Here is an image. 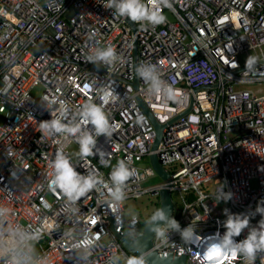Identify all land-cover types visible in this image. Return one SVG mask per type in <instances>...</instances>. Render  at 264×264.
Wrapping results in <instances>:
<instances>
[{
    "label": "built area",
    "instance_id": "1",
    "mask_svg": "<svg viewBox=\"0 0 264 264\" xmlns=\"http://www.w3.org/2000/svg\"><path fill=\"white\" fill-rule=\"evenodd\" d=\"M106 4L0 0V264H126L145 256L118 238L134 240L148 221L126 219L123 201L158 198L163 187L180 205L171 199L172 213L157 228L163 235L156 229L148 251L183 255L184 264H264V249L251 261L212 251L229 217L248 220L229 248L264 231V93L236 87L264 82V0H168L155 5L165 17L156 25L129 23ZM107 47L115 55L106 61L99 53ZM38 84L34 96L29 89ZM138 96L163 123L154 150ZM91 105L105 113L103 134L85 115ZM53 120L66 130H41ZM85 135L95 141L87 156ZM58 154L93 187L83 195L57 187ZM151 154L168 179L144 185L156 173ZM120 162L131 173L123 184L111 179ZM215 177L222 190L211 192Z\"/></svg>",
    "mask_w": 264,
    "mask_h": 264
},
{
    "label": "clouds",
    "instance_id": "2",
    "mask_svg": "<svg viewBox=\"0 0 264 264\" xmlns=\"http://www.w3.org/2000/svg\"><path fill=\"white\" fill-rule=\"evenodd\" d=\"M152 4L154 7L149 10V6L141 3L140 0H107L106 7L111 8L115 5L117 14L120 16H127L133 22H139L141 20H147L150 24L156 25L163 23L165 17L161 14L158 7L155 5L163 4L165 6L168 5V0H152ZM115 55V50L112 47H107L105 50L99 53V58L104 60H109ZM147 75V74H145ZM111 98V93H106L102 97V102L107 103ZM87 117H90L91 123L96 127L97 135L103 134L107 127V120L101 107L91 105L89 106V110L85 113ZM53 129L57 132L64 131L65 126L61 125L59 120H53L49 122L41 123V130L46 131L48 129ZM69 131L75 132L77 129H68ZM94 138L90 135H85V137L80 141L81 145V154L84 156L91 154V149L89 145L94 144ZM55 170L56 177L54 183L57 187L66 191V193L71 194L72 192H76L77 195H83L86 191L93 187V180L91 178H87L84 180L83 184L80 183L79 179H77L76 173L70 167L67 159L62 157L61 155H57V159L55 162ZM131 173L126 168V166L120 162L118 163L117 168L111 173V179L117 184H123L124 181L128 180ZM120 189H116V195L119 193ZM116 198L119 199L120 196L116 195ZM227 199V197H225ZM153 220L156 219H164L162 211L157 212L152 217ZM248 224L247 218L244 220H237L234 222L231 217L228 218L226 222V228L228 229L224 242L222 245H217L212 248V251H219L224 255L231 254L233 256L240 255V253H244L248 260L251 261L253 259V254L257 249H264V231L259 233V238L257 239V234L253 232L248 236V238L243 241L241 244L234 245L232 247H227L231 244L230 237L233 235H239L240 230L246 227ZM171 226L179 230L178 222L175 220L171 221ZM261 227L264 228V221L261 222ZM158 235H163V232H160L157 229ZM192 235L191 228L185 229L181 232V236L184 240H188ZM126 264H145V258L143 255H133L129 256L126 259Z\"/></svg>",
    "mask_w": 264,
    "mask_h": 264
},
{
    "label": "water",
    "instance_id": "3",
    "mask_svg": "<svg viewBox=\"0 0 264 264\" xmlns=\"http://www.w3.org/2000/svg\"><path fill=\"white\" fill-rule=\"evenodd\" d=\"M127 21L131 23L130 19L127 18ZM137 80L134 81V84L136 85ZM139 102L142 105V107L148 112L149 110L145 106L144 102L141 100V98L138 96ZM150 121L152 122L153 128H154V138L153 142L151 144V149L154 150L156 148L161 128L163 127V123H158L155 121V119L150 116ZM151 165L154 169V171L164 180L168 179V174L161 168L160 164L157 161V158L155 154H151L150 156ZM158 200L159 204L157 207V210L154 214H157L158 210L162 211L164 219H156L153 220L152 217L145 223L141 234L135 238L134 240H130L121 236H118L119 240L121 241L123 247L127 249L128 251L132 253H142L146 252L144 258H145V264H184V256L183 255H176L170 252H167L165 254H159L154 250H149V248L152 246V240L153 235L156 231V229L163 224L166 220L169 219L171 213H172V203H171V196L170 192L166 187H163L159 190L158 193Z\"/></svg>",
    "mask_w": 264,
    "mask_h": 264
},
{
    "label": "rangeland",
    "instance_id": "4",
    "mask_svg": "<svg viewBox=\"0 0 264 264\" xmlns=\"http://www.w3.org/2000/svg\"><path fill=\"white\" fill-rule=\"evenodd\" d=\"M252 56V52H251ZM242 58V60H246L245 55ZM236 87H248L253 90L257 95L264 93V82H251V83H240ZM29 91L34 96H38L42 92V86L40 84L32 86ZM0 113H2L1 110V103H0ZM105 115V113H104ZM106 117V116H105ZM1 120V119H0ZM70 154L72 157H76L79 153V147L72 143L69 145ZM161 180L160 176L154 173V175L148 177L143 184L144 185H151L154 183H157ZM250 186H256L255 181H250ZM211 192H217L222 190L221 181L218 177H215L210 180V182L207 184L206 187ZM172 202L179 206L180 200L178 198L177 192L173 191L170 193ZM158 198L151 193H146L141 195L137 198H127L123 201V204L125 206L124 215L126 219L131 216L137 217L140 221L142 220H149L150 217L156 212V209L158 207Z\"/></svg>",
    "mask_w": 264,
    "mask_h": 264
}]
</instances>
